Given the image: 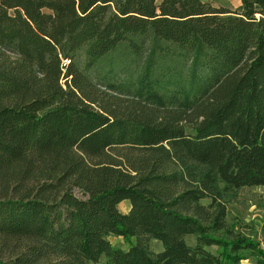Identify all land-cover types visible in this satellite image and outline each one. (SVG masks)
<instances>
[{"label": "trees", "instance_id": "1", "mask_svg": "<svg viewBox=\"0 0 264 264\" xmlns=\"http://www.w3.org/2000/svg\"><path fill=\"white\" fill-rule=\"evenodd\" d=\"M243 186L264 0H0V264H264L228 224Z\"/></svg>", "mask_w": 264, "mask_h": 264}, {"label": "rangeland", "instance_id": "2", "mask_svg": "<svg viewBox=\"0 0 264 264\" xmlns=\"http://www.w3.org/2000/svg\"><path fill=\"white\" fill-rule=\"evenodd\" d=\"M216 6H225L236 9L240 6L241 0H205ZM122 212L127 210L124 204H119ZM228 224L233 226L234 234H245L253 237L256 241L264 244V187L263 186H243L239 190L237 199L228 204ZM218 236H224L222 233H216ZM229 239V237H227ZM231 238V237H230ZM110 239L115 246L127 248L128 242L121 235H111ZM190 245L197 241L196 235L187 236ZM152 247L155 250L162 248L161 243L152 241ZM214 254H219L221 250L218 245L208 247ZM244 263H257V256H250Z\"/></svg>", "mask_w": 264, "mask_h": 264}, {"label": "crops", "instance_id": "3", "mask_svg": "<svg viewBox=\"0 0 264 264\" xmlns=\"http://www.w3.org/2000/svg\"><path fill=\"white\" fill-rule=\"evenodd\" d=\"M120 204H124L127 207V210L125 212H128L129 211V209L131 207V204H130V201L129 200H123V201L120 202ZM260 243H261V248L264 250V244H263V242L260 241ZM258 258H261V257H257V259ZM244 260H248V258L242 259L241 260V264H248V263H244ZM249 264H252V263H249ZM255 264H258V261Z\"/></svg>", "mask_w": 264, "mask_h": 264}]
</instances>
